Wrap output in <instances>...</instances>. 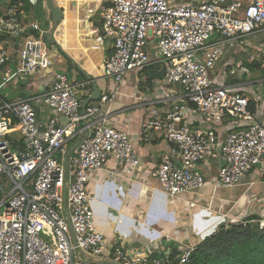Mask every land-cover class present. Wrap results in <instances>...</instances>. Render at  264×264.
Segmentation results:
<instances>
[{"label":"built area","instance_id":"2783aa9c","mask_svg":"<svg viewBox=\"0 0 264 264\" xmlns=\"http://www.w3.org/2000/svg\"><path fill=\"white\" fill-rule=\"evenodd\" d=\"M100 1L98 34L113 49L103 63L104 75L122 82L149 65L148 53L154 49L165 83L181 91L168 107L148 106L140 128L141 133L159 132L170 145L151 173L160 190L174 198L203 188L204 177L193 167L218 154L223 164L214 187L233 188L254 171L264 180V120H256L264 114V89L247 87H264V77L226 84L217 72L220 66L230 76L249 74L229 56L236 51L250 62L264 60V53L252 54L247 44L250 37L264 40V0L246 6L240 0H198L197 5ZM18 7L0 14V32L18 37L31 30L38 37H26L16 52L0 47V90L53 66L39 24L23 25ZM258 66L264 72V61ZM91 93L88 81L74 83L65 72L55 71L48 89L37 97L10 101L0 95V264H107L81 254L116 264H163L155 256L129 254L94 225L92 175L109 159L130 171L140 160L129 134L98 118L113 95L83 106ZM42 109L50 115L39 122ZM111 174L119 175L116 170ZM257 222L264 227V218ZM193 251L182 247L176 264H186ZM169 256L167 252L164 258Z\"/></svg>","mask_w":264,"mask_h":264},{"label":"crops","instance_id":"0c3cea01","mask_svg":"<svg viewBox=\"0 0 264 264\" xmlns=\"http://www.w3.org/2000/svg\"><path fill=\"white\" fill-rule=\"evenodd\" d=\"M53 1L63 13V19L56 28L45 0H0V14L19 4V21L25 26L39 24L43 42L44 37L48 36L49 44L44 43L53 60L52 69L23 79L30 81V88L23 87L20 93L21 87L16 83L4 98L15 101L37 97L48 89L55 71L65 72L74 83L88 81L92 91L94 82L99 89L98 99L93 101L95 103L103 95H113L101 106L98 115L101 117L98 118H104L108 126L129 134L140 163L130 171L109 159L98 173L92 175L89 186L96 229L131 255L140 253L153 258L157 254L163 264H174L169 259L171 255L168 259L164 258L171 249L179 251L185 246L195 247L219 227L227 226L235 219L252 215L264 218V180L257 172L245 175L233 188L214 187L218 170L223 164L220 154L193 167L204 177L203 188L174 198L160 190L159 183L151 173L158 166L161 156L168 153L170 145L159 132L141 133L140 128L146 118L147 107H168L172 101L179 100V87L165 83L163 65L151 49L148 53L150 63L143 70L128 73L120 83L105 76L103 63L113 49L110 41L101 39L98 34L101 1ZM197 1L175 0V3L197 5ZM240 1L246 6L252 0ZM28 36L36 38L38 32L28 30L18 37L0 32V47L16 52ZM247 44L252 54L264 53V40L260 36L248 38ZM229 56L240 61L250 73L258 72L259 77L255 80L264 77L259 66L256 68L258 70L251 71L244 64L259 65L263 59L256 58L250 62L239 51ZM246 76L250 79L252 75ZM170 89L176 94L171 93ZM77 92L79 94L80 90ZM48 115L50 112L42 109L38 112V121L42 122ZM256 120H264V114H258ZM84 126L81 124L80 128ZM91 130L88 127L87 134ZM115 170L119 175L111 174ZM233 193L238 195L234 197Z\"/></svg>","mask_w":264,"mask_h":264},{"label":"trees","instance_id":"16d2710c","mask_svg":"<svg viewBox=\"0 0 264 264\" xmlns=\"http://www.w3.org/2000/svg\"><path fill=\"white\" fill-rule=\"evenodd\" d=\"M44 42L49 44L48 36L44 37ZM244 64L251 71L258 67ZM260 219L252 215L240 222L219 227L194 247L186 264H264V227H259L257 220ZM154 256L158 257L157 254ZM169 259L176 264V259Z\"/></svg>","mask_w":264,"mask_h":264},{"label":"water","instance_id":"95a60500","mask_svg":"<svg viewBox=\"0 0 264 264\" xmlns=\"http://www.w3.org/2000/svg\"><path fill=\"white\" fill-rule=\"evenodd\" d=\"M46 2V5H47V8L51 14V17H52V20L54 22V28H56L59 23L62 21L63 19V13H62V9L59 5H55L54 4V1L53 0H45ZM53 31L51 32V36H53ZM92 88H93V91H92V94L90 97H88L84 102H83V106H85L86 104L90 103V102H93V101H96L98 99V96H99V89L96 87L95 83L93 82L92 83ZM82 125L84 126L85 125V122L82 123ZM82 140V137H80L77 141H75L71 147H69L67 153H66V156L64 158V163H66L67 161V158L68 156L75 150V148L78 146L79 142ZM71 237L73 239V234H71ZM169 254L172 256V257H176L178 255V251L174 248V249H171L170 251H168ZM82 257L86 260H91V261H94V262H102V263H107V264H116V263H113L111 261H102V260H98V259H93V258H89L88 256L84 255V254H81Z\"/></svg>","mask_w":264,"mask_h":264},{"label":"rangeland","instance_id":"374dc122","mask_svg":"<svg viewBox=\"0 0 264 264\" xmlns=\"http://www.w3.org/2000/svg\"><path fill=\"white\" fill-rule=\"evenodd\" d=\"M50 38V37H49ZM154 53H155V50L154 49H151ZM258 70V69H256ZM217 72H218V75H222L223 77V80L226 84H230V83H235V82H238L239 81H242V80H248V76H246L245 78H242L240 76L237 75H234V76H230L229 74L227 73H222V68L219 66V68L217 69ZM258 72H255L254 74L253 73H250L249 71V74L248 75H252L251 78H250V81L252 80H255L257 79L259 76H257ZM18 84L19 83V86L21 87V90H20V93L23 92V89L28 87L30 88L31 87V83L29 80L25 81L23 79H18V80H15L11 83H9L5 88L1 89L0 90V95L1 97H5L7 93H10L12 91V87H14L15 84ZM24 87V88H23ZM248 88L252 89L253 91L257 90V88H261V89H264V87L262 85H259V84H248L247 85ZM28 95V93H25ZM232 190V189H231ZM229 190V191H231ZM227 191V190H225ZM228 191V192H229ZM233 191V190H232ZM228 192H225V193H228ZM239 193V192H238ZM238 193H233L232 195L235 197L238 195ZM235 194V195H234ZM232 205V203H230ZM229 205V206H231ZM227 209H229L227 207ZM229 211V210H228ZM234 212V211H233ZM239 220V219H238Z\"/></svg>","mask_w":264,"mask_h":264}]
</instances>
